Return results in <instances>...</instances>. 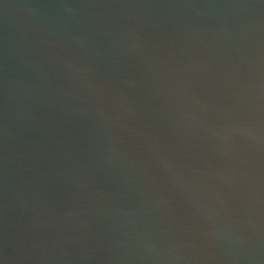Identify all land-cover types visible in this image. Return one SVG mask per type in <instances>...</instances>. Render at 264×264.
Wrapping results in <instances>:
<instances>
[{"label":"water","instance_id":"1","mask_svg":"<svg viewBox=\"0 0 264 264\" xmlns=\"http://www.w3.org/2000/svg\"><path fill=\"white\" fill-rule=\"evenodd\" d=\"M0 264H264V0H0Z\"/></svg>","mask_w":264,"mask_h":264}]
</instances>
